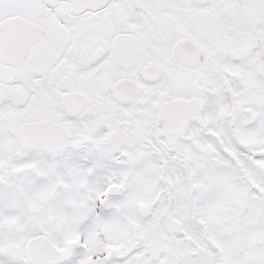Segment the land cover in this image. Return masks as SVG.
Here are the masks:
<instances>
[{"label": "snow or ice", "instance_id": "snow-or-ice-1", "mask_svg": "<svg viewBox=\"0 0 264 264\" xmlns=\"http://www.w3.org/2000/svg\"><path fill=\"white\" fill-rule=\"evenodd\" d=\"M0 264H264V0H0Z\"/></svg>", "mask_w": 264, "mask_h": 264}]
</instances>
